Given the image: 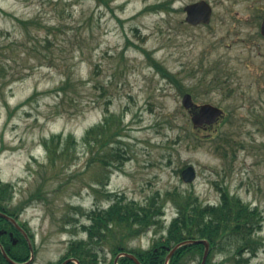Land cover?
Segmentation results:
<instances>
[{"label":"rangeland","instance_id":"1","mask_svg":"<svg viewBox=\"0 0 264 264\" xmlns=\"http://www.w3.org/2000/svg\"><path fill=\"white\" fill-rule=\"evenodd\" d=\"M160 1L0 0V180L13 186L12 206L28 201L19 219L33 233L32 264H55L70 239H84L79 225L110 204L107 191L144 204L157 192L193 190L203 204H217L216 185L226 186L264 216V0H206L212 20L196 27L185 23L183 8L199 0L144 12ZM150 60L178 75L186 92ZM202 62L226 65L235 92L198 83L191 69ZM185 93L224 116L194 130L181 105ZM108 100L122 120L120 147L129 160L95 193L96 166L87 168L81 139L102 120ZM56 134L76 139L69 166L47 163L43 140ZM185 166L196 173L190 184L180 175ZM72 207L81 209L74 229L63 224ZM165 213L168 224L175 210L167 204ZM152 235L127 246L147 249ZM260 236L264 241V222ZM102 254L106 264L111 255L104 261ZM252 263L264 264V246Z\"/></svg>","mask_w":264,"mask_h":264},{"label":"trees","instance_id":"2","mask_svg":"<svg viewBox=\"0 0 264 264\" xmlns=\"http://www.w3.org/2000/svg\"><path fill=\"white\" fill-rule=\"evenodd\" d=\"M172 3V0H162L144 12L169 13L172 10ZM143 39L140 38L142 42ZM150 64L163 79L174 84L181 93L186 92L178 80V75L171 73L154 60H150ZM191 71V75L196 77L201 85L226 90L227 96L235 92L229 83L232 74L222 63L202 62ZM58 89V92L65 91L63 86ZM98 89L99 95L104 97L106 89L103 86H99ZM110 103V100L105 103L102 120L87 129L81 139V144L85 148L84 153L89 155L87 168L96 166L94 183L90 186L95 193L106 189L110 174L120 170L124 162L129 160L127 153L120 147L124 126L121 118L111 111ZM195 134L194 138L199 142L200 139ZM43 145L50 167L69 166L73 162L75 151L73 153L72 150L76 148V139L73 135L69 134L66 137L62 134L52 135L49 139L43 140ZM216 150L218 151V147ZM221 155L225 156V153ZM102 170H106V173L103 174ZM216 190L219 194L217 204H203L193 190L181 191L175 188L164 194L157 192L144 204L128 199L124 194L107 191L105 195L109 198L110 204L106 207L97 206L86 213L88 223L79 225V231L85 238L70 239L64 255L57 264L68 259H70L68 264H100L101 252L104 261L107 254L111 255L106 264H136L131 256L139 264H165L174 249L168 264H185L186 261L195 258H199L201 264L204 246L195 243L199 241H206L209 244L206 264H253L252 259L264 246L263 238L260 236L264 222L263 213L258 207H251L239 196L231 194L226 186L216 185ZM12 200L13 186L0 180V264H10L3 256V252L17 264L28 262L31 255L36 253L33 233L27 223L19 219L28 201L12 206ZM167 204L175 210V216L168 224L164 218ZM72 208L75 211L68 215L65 221L63 220V224L74 229L78 222L76 217L78 210L81 209ZM149 232L153 235L147 249L128 248L127 243ZM10 233L13 234V238L9 237Z\"/></svg>","mask_w":264,"mask_h":264},{"label":"water","instance_id":"3","mask_svg":"<svg viewBox=\"0 0 264 264\" xmlns=\"http://www.w3.org/2000/svg\"><path fill=\"white\" fill-rule=\"evenodd\" d=\"M185 12V22L191 26L197 25H208L212 17V7L211 5L204 1H198L184 7ZM260 33L264 37V18L261 23ZM182 106L189 110L190 112L196 110L192 113L191 122L194 129L202 128L204 126H209L214 124L222 115L223 112L218 107L212 106L210 104H204L201 106H196L193 103L192 97L189 94H185L181 100ZM181 176L184 182L190 183L195 178V171L193 167L189 166L181 172ZM195 243H201L205 246V251L203 254L201 264H205L208 256L209 245L206 241H199ZM6 257V255L4 254ZM10 263L14 264L12 261L8 260Z\"/></svg>","mask_w":264,"mask_h":264},{"label":"flooded vegetation","instance_id":"4","mask_svg":"<svg viewBox=\"0 0 264 264\" xmlns=\"http://www.w3.org/2000/svg\"><path fill=\"white\" fill-rule=\"evenodd\" d=\"M9 237H10V238H13V234L10 233V234H9ZM13 244H14V245L16 244V240L13 241Z\"/></svg>","mask_w":264,"mask_h":264}]
</instances>
